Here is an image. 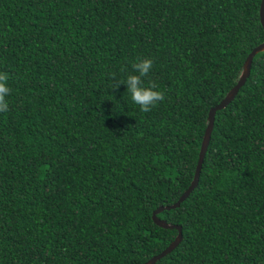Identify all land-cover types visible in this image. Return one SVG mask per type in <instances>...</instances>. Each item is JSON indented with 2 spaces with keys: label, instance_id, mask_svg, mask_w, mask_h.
Wrapping results in <instances>:
<instances>
[{
  "label": "trees",
  "instance_id": "1",
  "mask_svg": "<svg viewBox=\"0 0 264 264\" xmlns=\"http://www.w3.org/2000/svg\"><path fill=\"white\" fill-rule=\"evenodd\" d=\"M259 2L0 0V264H143L173 240L151 212L264 41ZM138 58L165 93L147 113L120 84ZM156 216L181 240L153 264H264V50Z\"/></svg>",
  "mask_w": 264,
  "mask_h": 264
},
{
  "label": "water",
  "instance_id": "2",
  "mask_svg": "<svg viewBox=\"0 0 264 264\" xmlns=\"http://www.w3.org/2000/svg\"><path fill=\"white\" fill-rule=\"evenodd\" d=\"M258 18H259V23H260L262 29L264 30V0H260V2H259ZM262 50H264V41L259 43L254 48H252L251 51L247 54L245 61L242 64L241 72H240L238 79L236 80L235 84L233 85V87L226 92V94L221 98V100L215 106L210 107L208 109L207 114H206V125L204 127L203 134H202V137L200 140L197 159H196V163L194 166L192 178H191L188 186L178 196L177 200L174 203H172L170 205H166V206H158L151 212V215H150L152 222L156 226L161 227V228H167V229H175L176 235L173 238V240L171 242H169V244L165 248H163L156 255L150 257L143 264H153L157 259H159L160 257L164 256L165 254L169 253L180 242V240H181L180 226L174 225V224H169L164 219L158 218L156 215L162 210H168V209H172V208L177 207L179 205V203L195 187V185L197 183L201 163H202V160L204 157V153H205V150H206L209 138H210V132H211L212 125H213L214 113L216 110L223 108L233 98L236 91L244 83V81L248 75L249 66H250V62H251L253 55L259 51H262Z\"/></svg>",
  "mask_w": 264,
  "mask_h": 264
},
{
  "label": "clouds",
  "instance_id": "3",
  "mask_svg": "<svg viewBox=\"0 0 264 264\" xmlns=\"http://www.w3.org/2000/svg\"><path fill=\"white\" fill-rule=\"evenodd\" d=\"M153 67V61L150 58L139 59L131 64V73L120 83L127 86V92L131 96L134 104L139 106L141 112H150L159 102L165 100V93L159 91L155 81H150L147 86L144 84V78L149 76ZM123 71V69H122ZM9 77L7 73H0V112L8 111V101L6 97L11 89L7 84ZM120 84L116 85V89Z\"/></svg>",
  "mask_w": 264,
  "mask_h": 264
}]
</instances>
